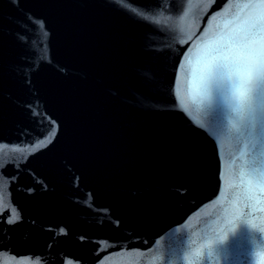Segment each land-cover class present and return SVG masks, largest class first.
Here are the masks:
<instances>
[{
  "label": "water",
  "instance_id": "obj_1",
  "mask_svg": "<svg viewBox=\"0 0 264 264\" xmlns=\"http://www.w3.org/2000/svg\"><path fill=\"white\" fill-rule=\"evenodd\" d=\"M248 5L0 0V264H264Z\"/></svg>",
  "mask_w": 264,
  "mask_h": 264
},
{
  "label": "snow or ice",
  "instance_id": "obj_2",
  "mask_svg": "<svg viewBox=\"0 0 264 264\" xmlns=\"http://www.w3.org/2000/svg\"><path fill=\"white\" fill-rule=\"evenodd\" d=\"M260 5L264 8V0H249V15L245 21L244 28L238 34L233 37V42L237 46L244 47V53L249 60H254L259 54L261 57H264V12H257L256 5ZM261 41V48L259 53L254 47L257 40ZM259 83L264 84V70H262L258 76L255 78ZM249 84H253V80H249ZM254 90L252 87L249 88L248 94L242 95L240 97H233L230 100V103L239 110L242 105L251 106L254 101Z\"/></svg>",
  "mask_w": 264,
  "mask_h": 264
}]
</instances>
